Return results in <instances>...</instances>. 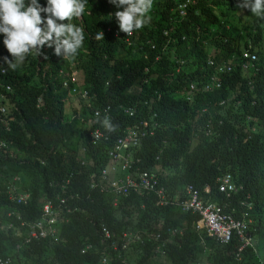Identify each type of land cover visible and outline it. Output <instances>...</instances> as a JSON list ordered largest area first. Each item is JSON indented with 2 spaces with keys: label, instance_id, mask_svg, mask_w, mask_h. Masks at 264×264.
Wrapping results in <instances>:
<instances>
[{
  "label": "trees",
  "instance_id": "16d2710c",
  "mask_svg": "<svg viewBox=\"0 0 264 264\" xmlns=\"http://www.w3.org/2000/svg\"><path fill=\"white\" fill-rule=\"evenodd\" d=\"M236 5L201 0L181 17L173 0H154L150 22L125 34L114 15L120 9L109 0H88L84 14L69 21L84 30L75 57H58L45 46L14 70L3 63L9 54L0 35V82L11 88L3 92L8 126L0 122V258L10 264H97L101 245L93 232L101 221L141 228L137 221L146 220L131 217L127 205L101 206L91 190L118 154V141L133 131L143 167L172 199L184 198L189 184L209 187L210 200L226 212L238 219L247 212L252 243L239 252L236 237L223 244L196 230L197 214L155 207L167 214L164 227L174 233L147 245L114 235L120 240L112 264H264V18ZM99 30L104 40L96 38ZM245 52L256 60L244 71ZM190 88L193 99L186 102ZM105 117L112 130L103 125ZM224 174L241 186L229 197L217 190ZM20 195H27L25 204L17 203ZM154 199L147 194L146 206ZM46 204L61 211L63 242L34 241L17 262L14 245L27 226L19 230L13 214L25 223L36 220ZM83 238L93 245L86 255L79 253Z\"/></svg>",
  "mask_w": 264,
  "mask_h": 264
},
{
  "label": "clouds",
  "instance_id": "9594fccd",
  "mask_svg": "<svg viewBox=\"0 0 264 264\" xmlns=\"http://www.w3.org/2000/svg\"><path fill=\"white\" fill-rule=\"evenodd\" d=\"M153 2L154 0H109V3L113 4L117 9H120L117 10L114 15L119 30L125 34H131L150 22ZM173 2L176 5L175 13L178 16L184 17L188 14V11L194 10V6L199 4L201 0H173ZM87 3L88 0H46V5L41 6L38 0H28L27 3L25 0H0V35L3 36V45L11 57L10 59L9 56L4 57L3 63L14 70L23 63L29 54L35 52L40 56L42 54L41 49L45 46L52 48L54 54L58 57H75L83 46L84 30L82 27L70 23L69 21L81 17L85 12ZM236 3V6L241 8V10H248L253 18H264V0H236ZM172 11H174V9H172ZM96 38L104 40L103 32L99 30ZM45 59H47V57H45ZM242 60L243 63L241 67L244 71L248 68H254L253 62L256 60V57L253 54L245 52L242 55ZM1 65L2 63L0 60V74H5V69H3ZM207 65H209V62H207ZM232 67H230V69H232ZM5 86L9 85L0 82V92L5 91ZM64 87H67V85L64 84ZM218 87L219 84L211 86L210 88L208 87L207 89L211 90L214 88V90H217ZM192 91L193 88H190V91H188V93L186 92L184 95L186 102L193 99ZM4 102H7V98ZM4 105L8 107L6 104ZM200 111L201 113H205V109H200ZM2 116L3 115L0 114V122L7 127L9 122L8 117L5 119ZM102 123L108 130H112L109 118L105 117ZM139 144L138 142L136 145H131L125 151H122L119 146H116L115 149L118 154H116L113 159L117 158L120 163L114 165L111 162L109 165L105 166L102 171L104 170L107 173L105 176L102 174V182L95 183L91 190L94 189L102 199L101 206L106 204V206L118 208L122 205H127L131 217L145 219L146 221H137L141 224V228L134 229H131L128 225L120 229L118 224L112 226L109 225L108 222L101 221L97 232H93V235L98 238V240L94 242L101 245L100 253L94 255L97 264H112L113 261H116L115 249L117 248H115V243L120 239L113 238L112 236L114 235L122 236L123 238L121 241L127 244L132 241H139L143 245L159 243L162 239L160 237L161 234L164 237L168 236L167 239H169L170 235L174 233V230L172 231L169 226L167 228L164 227L165 216L167 214H162L155 207L166 208L168 211H171L173 205H175L178 206L182 212L192 214L191 211L186 212L182 210V206L185 200L193 197L202 203L209 202L218 205L215 201L210 200V190L207 186L201 191L189 184L184 189V198H177V200L172 199L170 192L160 184L156 174L152 171H146L143 167L141 158L137 156V150L140 147ZM2 147L4 146L0 141V148ZM121 153H127V166L124 165V167H122L123 159L118 156ZM144 173L148 175L154 174L157 179V189L162 190L160 197L155 193H151L156 199L148 203L151 204L150 206H146L145 204L146 195L150 193L145 192L137 186L140 184V176ZM225 175L230 174H224L221 177ZM127 180H130L132 184H127ZM233 184L237 188L241 187L234 180ZM216 185L218 192L226 197L236 194L241 190L238 189L236 192L227 194L219 191L218 179L216 180ZM134 197L138 200V203H132L130 201V199ZM26 199L27 195H20L19 198L17 197L16 201L18 204H25ZM90 201H92V199ZM123 201H125V203H123ZM219 206L223 207L222 205ZM248 206H250V209L252 208L251 204H248L247 207ZM250 209L247 208L248 211ZM60 212V210L50 207V204H46L42 206L41 218L30 220L26 223L18 213L13 214L16 217V221L19 222V230L27 226V235L21 238L20 244L14 245V253L17 256V262H20L21 259L24 258L25 247L34 241H47L53 246H58L63 242L60 233L61 224L58 221ZM65 213L70 215L69 210H66ZM198 221L199 220H197V222ZM65 222H67V219H65ZM152 226L159 230L164 228L166 232L155 231ZM9 229H12L11 225H9L8 230ZM14 234L17 235L18 232L15 231ZM83 240L86 242H84L80 248V255L91 253L93 247L86 238H83ZM109 240H113V242L110 243V248H107L105 243ZM10 262V258H0V264H10Z\"/></svg>",
  "mask_w": 264,
  "mask_h": 264
},
{
  "label": "built area",
  "instance_id": "2783aa9c",
  "mask_svg": "<svg viewBox=\"0 0 264 264\" xmlns=\"http://www.w3.org/2000/svg\"><path fill=\"white\" fill-rule=\"evenodd\" d=\"M3 73V71H2ZM5 91L10 92V86H5ZM6 100V96L3 92H0V114L4 115L6 112V106L3 104ZM138 134L130 131L129 135H126L122 140H119V147L122 151L127 150L131 145H136L138 142ZM141 136L143 134L141 133ZM97 136H95L96 138ZM120 156L123 159L122 167L128 164V157L125 153H121ZM112 163L119 164L120 162L117 158L112 160ZM127 166V165H126ZM106 171H102L105 176ZM219 181V191L222 193L230 194L236 192L241 187H236L233 184L232 177L230 175H225L218 179ZM127 184H132L130 180L126 181ZM142 190L147 193H155L158 197L161 196L162 190L157 189V179L154 174L148 175L146 173L140 176V184L137 185ZM250 209V206L247 207ZM182 210L188 212L191 211L192 215H199L200 219L195 225L196 230H202L206 235L214 238L216 241L227 244L232 238L236 237L240 241V247L238 251L240 252L244 247L251 245L252 233L247 230V225L250 223L247 219V212H243L242 218L237 219L230 212L225 211V206L221 207L214 203L201 202L195 197L185 200L183 202Z\"/></svg>",
  "mask_w": 264,
  "mask_h": 264
}]
</instances>
